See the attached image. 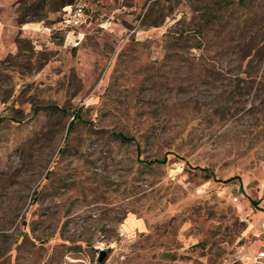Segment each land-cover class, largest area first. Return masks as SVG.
<instances>
[{"label":"rangeland","instance_id":"1","mask_svg":"<svg viewBox=\"0 0 264 264\" xmlns=\"http://www.w3.org/2000/svg\"><path fill=\"white\" fill-rule=\"evenodd\" d=\"M0 118V264H264V0H0Z\"/></svg>","mask_w":264,"mask_h":264},{"label":"trees","instance_id":"2","mask_svg":"<svg viewBox=\"0 0 264 264\" xmlns=\"http://www.w3.org/2000/svg\"><path fill=\"white\" fill-rule=\"evenodd\" d=\"M36 6H40V5H36ZM39 109V108H37ZM36 109V110H37ZM47 109H50V110H55V111H59V112H64V109L56 106V105H49L47 106ZM79 114L78 112H75L73 114V119L72 121L70 122L69 124V127H68V130L71 129L73 126H74V123L76 121H79ZM3 120V118H0V122ZM10 120H14L13 118H10ZM16 121V120H15ZM113 136L117 137L118 139H120L122 142H126V143H134L136 145V148L139 150V143L138 141L133 137V136H129V135H126V134H123V133H113ZM167 161V158H166V155L164 156H161V157H157V158H153V159H149V160H140V163L144 164V165H147V166H151V165H163L165 164ZM201 170H205V171H208L209 169L207 167H204V168H200ZM234 178H228L226 180H224V182H228V181H231L233 180ZM252 201V204H254L255 206L258 204L257 200H251Z\"/></svg>","mask_w":264,"mask_h":264},{"label":"built area","instance_id":"3","mask_svg":"<svg viewBox=\"0 0 264 264\" xmlns=\"http://www.w3.org/2000/svg\"><path fill=\"white\" fill-rule=\"evenodd\" d=\"M65 12L67 15V23L72 26H78L82 22V18L84 15L83 8L81 5H70L65 8ZM260 256H264L263 252L259 253Z\"/></svg>","mask_w":264,"mask_h":264}]
</instances>
